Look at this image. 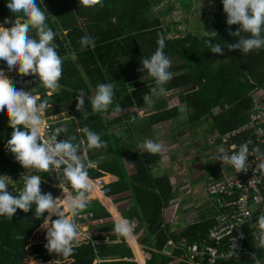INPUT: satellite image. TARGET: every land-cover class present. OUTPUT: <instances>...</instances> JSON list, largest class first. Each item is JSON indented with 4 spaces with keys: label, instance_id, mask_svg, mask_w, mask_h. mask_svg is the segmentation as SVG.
Listing matches in <instances>:
<instances>
[{
    "label": "trees",
    "instance_id": "trees-1",
    "mask_svg": "<svg viewBox=\"0 0 264 264\" xmlns=\"http://www.w3.org/2000/svg\"><path fill=\"white\" fill-rule=\"evenodd\" d=\"M211 1L213 7L209 16L201 22L208 21L211 27L209 31L217 33V42L222 45L224 42H236V37L228 33L239 26L226 24L222 0ZM7 2L0 0V22L6 17L15 19L6 7ZM178 2L184 10H189L190 0ZM41 3V8L47 12L46 23L56 33L53 43L63 60V71L59 80L60 88L51 95L50 90L44 88L39 79L32 75L31 90L41 100H48L46 115L66 111L74 117L53 124V131L57 127H67V133H61L60 137L64 139L74 135L78 142L84 138L79 130L87 126L99 133L106 142V147L92 149L86 154V159L93 162V167L88 170L89 177L115 176V180L109 183L111 201L120 204L131 200L132 204L123 210L120 208L119 213L108 197L97 198L116 221L125 218L129 222L137 221L135 231L141 230L138 243L144 252L131 231L126 236L130 248L123 235L114 231L115 222L106 220L99 224L100 231L107 237L106 243L102 241L105 237L99 234L93 239L77 241L74 254L70 257L48 253L44 247L47 241L43 220L47 213L44 217L36 218L33 206L27 213L17 209L11 220L0 217V264H97L98 259L99 264H137L133 253L142 264L145 251L149 254L145 264H189L185 254L187 245L193 242L200 246L211 243L207 239V231L215 223V208L210 201L203 203L206 208L193 224H188L184 217L183 222L172 225L166 220L168 211L171 214L173 208L168 202L178 196V189L187 185L185 182L175 184L176 190L173 191L172 159L175 157V171L180 168L181 161L184 162L185 170L175 176L191 175V165L187 164L194 158V152L216 145L220 133L244 123L252 95L264 103V49L245 55L240 50L229 51L225 48L223 55L213 54L204 43L205 34H199L200 25L196 31L181 33L171 30L177 33L169 34V29L163 26L160 17L152 11L151 0H102V7L96 5L90 8L81 6L79 0H41ZM201 15L205 16L203 12ZM17 19L23 22L24 17L18 15ZM161 34L165 37V54L180 61L171 66L173 79L165 85L167 91L173 92L169 98H163V95L152 96L150 110L140 116L139 110L148 104L143 97L150 93L154 81H139L142 72L138 68L141 67L142 59L155 52ZM29 35L36 38L34 30ZM83 36L93 38L95 47L81 50L79 40ZM100 83L114 84V98L113 105L106 112L97 113L91 110L90 101ZM81 90L85 93L86 113L76 110V96ZM116 105H119L120 111H115ZM180 122L185 123L189 129L177 130ZM166 124L171 126L163 136L170 137L167 145H164L170 148L164 158L161 153L150 154L138 149L139 143L151 136L155 137V127ZM199 125L202 132L197 135L201 139H194L190 128ZM114 127L122 128L123 134H118ZM11 132L8 117L0 112V175L11 177L14 181L13 190L8 191L15 194L23 187L22 179L17 181L15 176L24 177L26 169L7 150L6 144L11 138ZM184 134L185 139H182ZM238 135L237 140L246 137L245 132ZM209 136L214 140H208ZM203 144L206 147L201 148ZM173 148L175 151L171 150ZM209 155L211 152L204 153L198 159ZM212 164L214 166H210V170L204 164L207 167L204 175L216 171L217 165ZM40 174L41 178L49 179L48 173ZM106 178L112 179L111 176ZM215 178H219V175ZM40 187L43 193L50 192L54 197L58 194L46 182H42ZM105 207L97 199H92L82 214L91 213L87 221L106 219L110 214ZM247 229L249 232V227ZM249 234L255 245L256 235ZM19 236L22 239H18ZM168 241L173 244L171 248ZM256 251L264 263V249L256 248ZM215 264L247 262L241 258H217Z\"/></svg>",
    "mask_w": 264,
    "mask_h": 264
},
{
    "label": "clouds",
    "instance_id": "clouds-1",
    "mask_svg": "<svg viewBox=\"0 0 264 264\" xmlns=\"http://www.w3.org/2000/svg\"><path fill=\"white\" fill-rule=\"evenodd\" d=\"M41 4V0L39 3L37 0H8L6 7L15 17V20L6 17L0 22L6 24L4 26L0 24V61L6 62L9 72L15 69L21 76L32 75L38 78L42 86L50 90L49 95H51L52 92L60 88L59 80L62 76L63 60L57 52V46L53 43L56 33L46 23L47 12L41 8ZM79 4L85 8L96 5L103 6L102 0H79ZM222 7L226 14V24L239 26L235 31L229 30L228 33L236 37V42L227 43L223 41L224 44L222 45L217 42L215 31H204L206 37L204 43L210 52L223 55L224 49L227 48L229 51L240 50L246 55L252 51L264 49V36H262V32H264V0H222ZM18 15L24 17L23 22L17 19ZM32 30L35 31L36 38L29 35ZM209 33L214 35L209 36ZM79 44L81 50L95 47L94 39L89 36L81 37ZM164 48L165 37L161 34L157 39L155 52L150 57L140 61L141 67L138 68V71L146 72L154 81L150 93L143 97L148 103L152 102V96L165 95L167 92L165 85L173 79L174 74L170 71L172 62L165 54ZM113 98L114 84H98L90 101L91 110L97 113L106 112L113 105ZM48 108L47 99L41 100V97L34 94L32 90L17 89L5 71L0 69V112L8 117V125L12 129L11 138L7 140L6 147L14 156L15 161L26 169L23 174V187L15 194L8 191V188L13 190L12 182L14 181L11 177L0 175V217L11 220L17 209L27 213L33 209V206H35L34 216L36 218L44 217V214L47 213L43 219L47 241L44 247L48 253H55L67 258L74 254L77 241L93 239L99 234L105 237V233L99 229L100 223L88 225L85 230L87 234L80 235L77 219L88 207L89 200L97 199L105 207L99 198L89 195L93 190V183L88 170L93 167V162L86 159V154L92 149L106 147V142L99 133L87 126L79 130L84 134V138L78 142L74 135L58 139L61 133H67V127H57L48 138H43L42 129L49 127L44 120V113ZM76 110L86 113L83 90L79 91L76 96ZM115 111H120L119 105H116ZM137 147L141 151L158 154L162 151L163 146L152 139H146ZM249 151V147L245 143L239 145L238 150L231 154H226L224 148L221 147L218 149L216 158L212 157L214 160L218 159L230 165L237 173L246 172L248 170ZM82 153L85 157L83 159ZM215 162L218 166L220 165V162L216 160ZM260 168L264 169V163L260 164ZM50 171L55 172L57 176L59 174V184H64L63 189L55 188L57 182H51ZM217 172L219 178L206 180L201 190L188 195L190 201L187 202L189 206L186 209L183 208L184 201L177 198L180 194L171 198L168 204L172 206H175V199H178V217H180L178 213H183L188 224H193L198 220V214H201L202 210L206 208L203 203L210 201L204 187L221 179L229 170L219 166ZM40 173H48L49 179L41 178ZM184 176H187L184 182L187 183L186 191L188 194L193 190L192 182L188 174H184ZM42 179L58 191L55 197L50 192H42L40 187L43 182ZM61 192L63 193L62 197L58 196ZM106 197L111 201L109 194ZM200 197L205 198L203 202L197 201ZM113 205L116 207V204L113 203ZM190 208H192L191 211H189ZM105 209L108 211L106 207ZM117 210L120 213L119 208ZM185 211L190 212V214L184 213ZM109 214L110 217L104 221L112 220L115 222L114 231L123 235L124 241L129 247L126 236L130 234V231L138 242V232L135 231L138 224L131 229V223L136 220L129 222L125 218L116 221L110 212ZM191 214L196 220L193 223H189V218H187L188 216L191 218ZM170 215V211H168L166 220L171 225L176 224L178 217L176 222L172 223ZM53 217L55 218L53 219ZM256 224L259 231L255 236V247L264 249V215L258 216ZM92 227L96 228L93 235L90 234ZM17 238L22 239V236ZM99 241L95 240V242ZM102 241H107L106 237ZM235 247L234 242L233 250ZM252 259L254 264H261L260 259L254 253ZM98 262H100L99 259Z\"/></svg>",
    "mask_w": 264,
    "mask_h": 264
},
{
    "label": "built area",
    "instance_id": "built-area-1",
    "mask_svg": "<svg viewBox=\"0 0 264 264\" xmlns=\"http://www.w3.org/2000/svg\"><path fill=\"white\" fill-rule=\"evenodd\" d=\"M0 69L5 71L17 89L31 91V75L21 76L15 69L9 72L4 61H0ZM44 120L49 126L47 129H42V137L46 139L53 133V124L56 123L57 118L54 115L44 113ZM240 132H245L246 137L237 140ZM218 137L220 140L216 142V145L219 147L216 148V145H214L215 148H212L215 157L221 147L224 148L226 154H231L233 151L238 150L239 145L245 143L248 145L250 150L247 162L248 170L237 173L230 165L215 159L220 162V167L227 168L229 172L224 174L221 179L204 187L208 199L215 208V223L207 231V239L211 243H204L200 246V244L193 242L191 245H187L185 248L187 260H189V264H199L201 262L215 264L217 258L225 260L241 258L247 264H254L252 259L254 253L260 259L261 264H264L256 251L255 245L252 243V236L249 234L250 232L254 236L258 233L256 220L258 216L264 215V169L260 168V164L264 163V103L255 95H252L246 121L220 133ZM58 139L63 138L58 137ZM208 140L213 141L214 138L209 136ZM166 152V150L160 152L162 158H164ZM49 175L51 182L64 185L63 183L59 184V174L57 176L55 172L50 171ZM20 179L23 181L24 177L15 176V180ZM91 181L104 196L109 194L111 180L106 179V176L91 179ZM173 188L176 190V185H173ZM91 194L92 192L89 195L91 196ZM177 201L178 199H175V206H173L170 215L172 223L176 222L178 217ZM88 216H91V213L89 215L81 213L77 219L79 232L82 236L87 234L85 230L88 225H96L104 221L103 218L86 221ZM187 218H189V223L196 221L193 215L191 218L189 216ZM133 223H131V229L135 226ZM247 227H249V232ZM234 242L236 247L233 250ZM169 243L172 244L171 241H168ZM219 247L222 249L218 250Z\"/></svg>",
    "mask_w": 264,
    "mask_h": 264
},
{
    "label": "rangeland",
    "instance_id": "rangeland-1",
    "mask_svg": "<svg viewBox=\"0 0 264 264\" xmlns=\"http://www.w3.org/2000/svg\"><path fill=\"white\" fill-rule=\"evenodd\" d=\"M151 1L153 2V7H152L153 10L152 11L154 13H156L160 17L163 26H165V27H167L169 29V32H170L169 34H175V33H177V32H175L177 30L181 31V33H186L188 31H196L198 25H200V28H198V30L200 32L199 34H204V31H209L210 28H211L209 23H208V21L207 22L206 21L201 22V20H204V19H206V17L209 16V11H211L210 9H212V7H213L212 6L213 3H212L211 0H190L191 1V6H190L189 10H184L182 8L180 2H178V0H151ZM201 12L204 13V15H205L204 17L201 15ZM8 20H9V18H8ZM13 20H15V19H13ZM2 24H3V26L6 25L4 22ZM171 30H175V31H171ZM169 58H170V60L172 62L171 66H173L176 63L180 62V61H178L177 59H175L173 57H169ZM151 79L152 78L149 77L146 72L145 73H141L140 76H139V81H141V82H147V81H150ZM172 92L173 91H171V92L167 91L166 94L163 95V98H169ZM149 110H150V103H148L145 108L140 109L138 114L140 116H142V115H144L146 113V111H149ZM181 110H183V107L181 108ZM54 117L57 118L56 123H58L59 121H63L64 119H68L69 117H71V115H69V113H67L65 111V112H62V113H59V114H55ZM184 117H183V121H185ZM184 124L185 123L180 122V124H178L176 129L180 130V131H182L183 129L188 130L189 128L187 127V125H184ZM169 127H170V125H168V124L163 125V126L161 125L159 127H155L154 128L155 137L157 139H160V137L156 136V135L159 134V132L162 134L166 129H169ZM113 129H115V131L118 134H120V135L123 134V129L122 128L114 127ZM190 131H191L192 137L194 139H197V138L201 139V137H199V135H197V133L202 132L201 131V125H199V127H196V126L191 127ZM194 134H196V135H194ZM148 139H152V136L150 138H148ZM157 139H155V140H157ZM182 139H185V134L182 136ZM166 141H169V139H164V142L161 143V145L163 146L162 150L168 151V149L170 147H167V146L164 145V144L167 145L168 142L166 143ZM209 145H211V144H209ZM203 147H206V144H203ZM218 147L219 146H217L216 148H218ZM212 148H215V147L212 146V147H209L208 149L202 151V155H204V153L211 152V155L203 158V163H205L207 165H210V162H211L210 159L212 158V156L214 158H216L214 156V153L212 152ZM192 160H194V161L191 163ZM192 160L188 161V164H187V165H191V168H193V166L196 163H198V161H199L198 159H195V157ZM212 161L214 162V160H212ZM176 164H178V162ZM183 164H184V162L181 161L180 168H178L175 171V174L181 173V172H183L185 170V168H183ZM208 168L210 170V166ZM189 176H191V175H189ZM175 178L176 179H175L174 183L176 185L178 183H182L183 180H184L180 176H175ZM106 179H110V178H106ZM205 180L206 179H205L204 175L199 177V178H197V179H195L193 184H192L193 190L190 193H188V194H187V191H186V187L185 188H181L180 191H177L178 194H180V196H178V199H180V200L185 202V203H183V208L186 209L189 206V203H187L188 201H190L188 195L191 194V193L198 192L199 190H201ZM55 188L63 189V186L55 184ZM8 190L12 191L11 188H8ZM91 192H92L91 196H93V197L96 196V197L101 198L100 196L96 195L97 192L95 191L94 187H93V190ZM185 193H186V195H185ZM204 199H205L204 197H200L199 199H197V201L198 202H203ZM104 201L107 202V199H105ZM123 206H121L120 204H116V208L117 209L118 208H122V210H123ZM211 209H213V208H211ZM191 210H192V208L189 209V211H191ZM184 213L190 214V212H188V211H185ZM178 215H180V217H178V219H180V220H178L176 223L183 222L184 221L183 213H178ZM191 215H193V214H191ZM133 224L136 225L137 221H135ZM93 233H94L93 231L90 232L91 235H93ZM140 233H141V230L138 232L137 236H139ZM104 242L106 243L107 241H104ZM168 246L171 248L172 244L169 243ZM145 253L146 254L144 255V258H143L144 262L142 264L145 263V258L149 256V254L146 251H145ZM133 258H134V260H136L135 259V255H134ZM136 262H137V264H141L140 260H136ZM97 264H99V262H97Z\"/></svg>",
    "mask_w": 264,
    "mask_h": 264
},
{
    "label": "crops",
    "instance_id": "crops-1",
    "mask_svg": "<svg viewBox=\"0 0 264 264\" xmlns=\"http://www.w3.org/2000/svg\"><path fill=\"white\" fill-rule=\"evenodd\" d=\"M11 27V26H10ZM143 109V108H142ZM171 126V125H170ZM166 131H167V129L161 134L160 132H159V134H157V136H159L160 137V140L158 141V143H163L164 142V139H169V137H167V136H163L165 133H166ZM155 139H157L156 137H154V136H152V140L154 141ZM158 140V139H157ZM168 141H166V143H167ZM201 148H203V146L201 147ZM171 150H174L175 151V149L173 148V149H171ZM173 151V152H174ZM197 151V150H196ZM202 151H203V149H199L196 153L194 152V157H195V159H198V157L199 156H202ZM174 155H175V152H174ZM203 158L204 157H202L199 161H198V163H196L194 166H193V168H190V173H191V176H190V178H191V182H192V184H193V182H194V180L195 179H197V178H199V177H201V176H203L204 175V171L207 169V167H205L204 166V164L205 163H203ZM173 163H174V165H173V167H172V173H173V177H174V181H175V157H173ZM212 160H214L213 159V157L210 159V165H208V167L209 166H214L212 163H214L215 165H217V163L215 162V160H214V162L212 161ZM194 160H192L191 161V163L193 162ZM218 165H217V169H216V171H214V172H210L209 171V174L208 175H204L205 176V179L206 180H210V179H213V177H217L218 176V172H217V170H218ZM180 175H182V174H180ZM107 176H111L112 177V179H110V180H115V176H113V175H106V177ZM181 178H183L184 180H183V182L186 180V178H187V176H182ZM205 180V181H206ZM204 181V182H205ZM182 182V183H183ZM174 185H175V183H174ZM175 190V188H173V191ZM173 198H175V196L173 197ZM132 204V201L131 200H128V201H125V202H122V203H120V205L121 206H123V208H126V207H128V206H130ZM120 209V208H119ZM210 210H211V208H210ZM94 229H96L95 227L93 228H90V232L91 231H93L94 232ZM95 233V232H94ZM93 233V234H94Z\"/></svg>",
    "mask_w": 264,
    "mask_h": 264
},
{
    "label": "bare ground",
    "instance_id": "bare-ground-1",
    "mask_svg": "<svg viewBox=\"0 0 264 264\" xmlns=\"http://www.w3.org/2000/svg\"><path fill=\"white\" fill-rule=\"evenodd\" d=\"M8 28H10V27H8ZM95 188V191L97 192V196H100V197H103L104 195L97 189V187H94ZM63 196V193H61L60 194V197H62Z\"/></svg>",
    "mask_w": 264,
    "mask_h": 264
}]
</instances>
